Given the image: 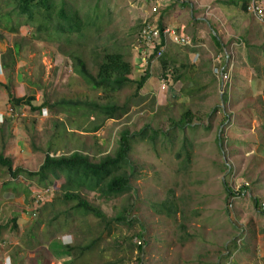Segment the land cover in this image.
I'll use <instances>...</instances> for the list:
<instances>
[{"label":"rangeland","instance_id":"1","mask_svg":"<svg viewBox=\"0 0 264 264\" xmlns=\"http://www.w3.org/2000/svg\"><path fill=\"white\" fill-rule=\"evenodd\" d=\"M70 1H73L76 7H82L84 12L87 8L80 6V2L91 6L95 0ZM152 1L154 0H102L99 10L104 11V19H112L111 26L109 25L110 28L104 31L107 35H102V38L101 35H94L97 33L96 28L91 29L90 43L96 39L98 43L102 40V43L99 44L95 53L91 49L85 53L86 56L94 59L96 54L101 53L102 47L109 51L125 53L126 59L133 64L131 77L135 81L149 72V77L140 90V97H134L136 83L126 86L116 95L115 101L119 104H123L130 98L128 100L130 109L127 114L121 119L105 120L98 131L92 132L87 130L94 122L91 120L93 117L85 115L90 111L71 107H56L53 112L47 107L34 111L23 102L16 112L15 110L10 112L9 94L7 97L3 95L4 92H1L3 98L0 95V102L6 101L0 105V152L12 158L14 168L19 166L25 170L36 171L44 160L43 151L48 149L50 140L55 141L57 149L61 150L57 154L77 148L93 155L100 151L113 153L119 144V132L123 128L137 132L150 124L153 129L173 131L169 137L158 133L157 140L152 142L151 128H149L146 135L137 136L134 139L131 158L136 171L132 184L136 189L138 188L139 195L137 201L133 198L135 195L131 193L132 197L128 198L127 203L135 204L133 228L142 230L143 236L134 238L133 242L143 245L142 264H226L229 253L233 249L232 246L230 247L229 240L236 239L237 244L241 238L240 216L242 218L243 214L240 210L236 211L235 202L239 198H233L227 202L225 186L228 185L234 189L240 183L239 174L236 173L237 162L234 159L236 149L233 142L240 134L239 130L243 133V128H248L247 126L252 123V120L244 117L245 106L249 100L243 96L246 89L252 88V85L247 83H244V87L239 85L237 98L232 99L230 85L222 88L213 67L216 59L225 49L228 50L232 59L231 50L236 51L243 47L238 39L240 34L233 32L231 34L234 35L225 36L226 46L217 47L214 62H210L206 70L203 67L201 76H190L184 61H182L183 67L180 66L182 62H177L169 72L174 71L175 75L181 76V80L172 82L170 80L168 89L161 93L157 79L158 87L152 90V95H149L146 83L153 77L154 68L146 69L145 63H141L138 32L130 34L129 32L132 26L135 27L140 20L143 21L150 14ZM0 2L7 3L6 10L11 8V0H0ZM109 12L111 15H108ZM25 18L18 19L13 15L12 20L14 23H17V20L25 22ZM39 19L37 17L35 24L19 25L15 33L8 31V35L14 34L10 35L11 39L8 41L0 38V60L1 48L4 51L9 43L11 45L18 43L21 48L15 67L11 70L14 74L13 81H8L9 85L5 84L7 91L14 90V95L24 97L23 100L33 96L35 98L33 102L37 104L42 102V95L55 98L63 94L68 96L83 94L91 98H99L101 93L91 89L83 81L74 70V59L64 53L65 50H74L77 43L84 39L78 38L74 44L63 47V40L52 38L54 34L47 31L48 27L43 28L47 19L40 16ZM40 24H42L41 29H39ZM253 25L259 30H264V24L261 22L253 23ZM1 34L0 30V36ZM252 40L258 46L264 44V37H254ZM184 51L189 52L190 47L185 46ZM220 60L218 59L217 62ZM137 62L140 64L139 67L136 65ZM90 66H95L94 61L90 63ZM156 68H160L159 63ZM32 85L36 89L35 93L30 94L34 91ZM143 89L146 92L144 94L141 93ZM154 98L156 101L153 100ZM151 103H153L154 111L150 108ZM235 107L241 110L236 109L234 112ZM184 109H190L193 112L192 125H196L195 128L172 127L171 119H179ZM7 118H10L8 122ZM56 121H62V123L55 124ZM1 128H3L2 131ZM8 128H12L13 134L7 130ZM16 128H18L17 131ZM32 142L39 149L34 148ZM183 146L190 151L187 159L185 152H181L180 156L177 155ZM182 161L186 166H180ZM5 170L8 171L6 168ZM10 182L17 184L18 196L26 189L31 190L32 194L23 212L26 218L29 217L28 220L25 219L27 221L26 223L24 221V226L27 230L29 226L33 227L38 223L36 226L40 229V231L36 230V236L31 240V244L29 243L30 247L18 256L17 264H107L112 262L139 264L140 254L135 247L133 252L121 253L111 246L115 244L116 235L121 240L126 236L127 231L124 225L118 224L120 227L117 225L110 231H104V224L100 219L84 214L83 211L80 213L71 210L72 214L79 215L76 218V225L70 221L60 220L56 225L50 226L47 220L56 210L49 209L45 212L42 211V207L45 203L51 202L56 192L58 193L57 184L49 187L50 192L46 186L35 180L29 187L30 180L23 174L10 179ZM168 189H173L178 199L182 198L178 200L181 209L179 219H183L185 210L190 221L185 223L188 227L187 233L193 237L185 241L179 238L177 223L171 218L159 216L150 206V201L164 200ZM83 192L90 199V203L99 207L108 218L114 217L120 209V204L124 203L123 200L121 201L123 197L100 200L97 197L98 194L87 190ZM127 195L130 196L128 192ZM246 197L248 194L240 198L247 199ZM11 198L14 200L13 196L7 195L0 198V207L9 205L8 200ZM72 203L66 204V207ZM12 225L15 227L17 224ZM62 225L65 226L60 229ZM100 235V242L92 243L90 249L83 254L80 247ZM53 237L56 238L53 240V248L57 247V241L64 237V240L68 241L67 244L74 246L73 253L76 256L81 255V259L69 262L71 259L67 260L69 258L61 255L66 257L64 260L67 261L45 259L43 262H38L43 255L40 253L42 250L37 251V246L41 243L49 245ZM6 242L9 243V240ZM60 250L67 253L62 248ZM44 252L48 253V251Z\"/></svg>","mask_w":264,"mask_h":264},{"label":"trees","instance_id":"2","mask_svg":"<svg viewBox=\"0 0 264 264\" xmlns=\"http://www.w3.org/2000/svg\"><path fill=\"white\" fill-rule=\"evenodd\" d=\"M101 1L102 0H95L91 6L84 2H80V6H85L87 8V11L84 12L82 7H76L73 1L70 0H11V8L8 10H6L7 3L0 2V27L3 28L7 34L8 31L15 33L19 25L35 24L37 17L39 19L40 16V18L47 19L43 28L44 26L48 27L47 31L54 34V36H51L52 38L63 40V47L64 45L74 44L75 40L78 38L84 39V41L77 43V47L74 50H65L64 53L74 59V70L80 75L83 81L91 89L101 93L100 97L97 99L83 94H76L75 96L63 94L58 95L55 98H51L48 95H42V102L39 104L33 102L35 99L33 96L23 100L24 97H17L13 94L11 95V102H9L15 112L17 108L22 106L23 102L28 104L34 111L43 110L45 107L51 109L52 112L56 107L85 109V111H90L85 113V115L87 117H93V119L90 118L94 121L93 124L89 125V129L87 128V131L92 132L98 131L105 120L121 119L128 113L130 109L128 100L130 98H128L123 104H119L115 101L116 95L126 86L136 83L137 86L134 92V97H140V90L148 79L149 72H146L144 76L135 81L131 77L133 64L130 60L126 59L125 53L120 51H109L102 47L101 53L96 54L97 56L95 59L85 55L88 49L93 50L95 53L99 44L102 43V40L101 43H98V39L90 43V34H92L90 33L91 29L96 28L97 33L94 35H101L102 38V35H107L104 31L111 26L110 23L112 19H104V11L99 10ZM13 15L18 19L26 17L25 22L17 20V23H14L12 20ZM108 15H111V13L109 12ZM141 26L142 20H140L135 27H131L129 34L131 32L137 33ZM41 28L42 24L39 26V29ZM10 35L14 34L10 33ZM213 37L217 46L222 47L219 37L217 35H214ZM91 46L96 49H93ZM20 52V44L16 43L12 46H8L2 54L3 66L11 67L12 65H15L16 60L14 53L19 55ZM92 61L95 63L94 67L90 66ZM136 65L140 64L137 62ZM146 69H149V67ZM162 69L163 70H160L161 72L165 74L170 73L165 66H162ZM174 73L175 72L173 71V73L170 74L171 76H169V81L171 80V82L173 80L177 81L178 79H181V76H175ZM153 100L156 101L155 98ZM150 108L154 111L153 103L150 104ZM56 114L57 113L55 112V115ZM9 119L10 118H7V122ZM60 123H62V121L55 122V124ZM192 123H194V114L190 109H184L180 113L179 119H171V125L175 128H195L196 125H192ZM149 128H151L150 140L152 142L157 140L156 137L158 133L165 137H169L173 134V131L153 129L150 124H147V126L141 131L137 132H131L129 128H123L119 132V144L113 153H104L100 151L93 155H90L86 150H79L77 148H73L70 151L57 155L61 150L57 149L55 141L50 140L48 142V149L43 151L45 154L44 160L38 170L29 171L19 166L14 168L12 158L5 156L2 152H0V166L5 167L14 178H17L19 174H23L25 175V178L30 180V183L35 180L46 186V189L49 192L51 191L49 187L57 184L59 190H57L58 193L56 192V195L51 202L45 203L42 207V211L45 212L49 209L56 210V212H52L47 220V223L50 224V226L56 225L60 220H65L66 222L70 221L72 224L76 225V218L79 217V215L72 214L70 212L71 210H76L80 213L83 211L84 214L93 215L100 219L104 224V231H110L111 228L117 227L118 224L124 225L127 231L126 236L121 240L120 237L116 235L115 244L111 246L117 252L121 253L126 251L133 252L135 247L140 254L138 257V263L142 264V255L144 252L143 245L142 243L136 244L133 240L134 238H142L143 231L133 228L135 221L133 218V209L135 204L132 202L127 203V200L129 197H132L131 193L135 195L133 196L135 200L139 195L138 188L136 189L132 184V178L136 171L131 158L134 139L137 136L143 137L146 135V133H148L147 129ZM32 145L34 148L39 149L33 144V142ZM181 152H185L186 159L190 156V151L187 150L185 146L181 148L177 155L180 156ZM180 166H186L184 161L180 163ZM245 187L246 186L242 184L239 189L241 190ZM225 188L227 190V202L235 198L239 193L228 185L225 186ZM246 188L249 189V186ZM84 190L93 194H98L97 197L100 200H111L113 197L117 198L118 196L121 198L123 197L121 201L123 200L124 203L120 204V209L114 217L108 218L99 207L90 203V199L86 196V193L83 192ZM127 192L130 196L127 195ZM31 194L32 192L30 189H26L23 192V195L26 198V203ZM181 199L182 198L178 199L173 189H168L164 200L161 201L160 199H156L150 201V206L159 216L174 220L179 229L178 235L180 240L185 241L189 239V237L192 238L193 235L187 233L188 227L185 222L187 221L189 223L190 221L188 220L185 210L183 211V219L180 220L178 217L181 212L178 200ZM71 202L73 203L69 207H66V204L69 205ZM258 202L259 198H256L255 203L258 204ZM37 224L38 223L35 225ZM70 227L75 226L71 225ZM118 227L120 226L118 225ZM0 228L2 227L0 226ZM180 232H182V234ZM100 239L101 235L94 238L90 243H85L84 246L80 247L83 254L90 249L92 243L100 242ZM229 241L230 247L232 246L234 249L236 246V239ZM226 243H228V241ZM27 245L29 246L30 244L28 243ZM63 249L66 250L67 253L61 252L60 255L69 257L71 259L69 262L81 259V255L77 254L76 256L73 253L75 249L74 246H63ZM22 250L23 249L19 250L16 254L21 253ZM231 253H229V255H231ZM107 264H116V262Z\"/></svg>","mask_w":264,"mask_h":264},{"label":"crops","instance_id":"3","mask_svg":"<svg viewBox=\"0 0 264 264\" xmlns=\"http://www.w3.org/2000/svg\"><path fill=\"white\" fill-rule=\"evenodd\" d=\"M259 1L264 5V0ZM248 4L249 0L161 1L162 6L159 8L158 13L154 15L155 18L160 25L175 27L181 33L188 35L191 40V44L188 45L190 51H184V47L169 42L164 57L158 61L160 68H156L158 64L154 66L153 70L155 73L146 83L149 88L147 89L149 90V95H152V90L158 87L156 81L159 72H161L160 70H163L162 66L170 70L173 69L177 62L182 61L186 64L190 76H201L203 67L206 70L207 65L210 62H214V57L217 54L218 46L213 40V36L217 35L222 47H225V36L233 32L240 34L238 39L243 47L240 50H231L233 57L231 59L232 70L229 87H231V96L234 99L238 95L237 91L239 88L237 87L239 85L240 87H244V83L252 85V88H247L243 94L249 100V103L245 106L244 117L252 120V123L247 126L248 128H243V133L239 130L240 134L233 142L234 149H236L234 152V159L237 162L236 173L239 174L240 180V183L238 180L239 184L233 187L237 190L245 182L250 185L247 199L239 197L235 202L236 211L240 210L243 214L242 218L241 214L239 215L241 238L235 248L232 249L226 264H264V210L261 208V204L264 202V71H256L257 69L264 70V44L258 46L252 40L254 37H264V30L257 29L253 23L261 22L264 24V22L258 20L255 15L248 11ZM0 30L2 31L1 39L6 41L11 39V36L3 28L0 27ZM8 46L12 45L9 43ZM1 50L3 54L6 49L3 51L1 48ZM14 56L17 61L18 55L14 53ZM184 63L182 62L180 66L183 67ZM137 66L139 67V65ZM14 67L15 65L11 67L3 66V71L0 73V78L2 79H0V95L3 98V95L8 97L9 94V100L12 98L11 95L15 94V91L12 89L7 91L5 84L9 85L8 81H13L14 74L11 70ZM172 73L173 71L169 74ZM218 79L220 81V78ZM179 80L181 79L177 81ZM35 89L34 87V91L30 94L35 93ZM1 92H4V94L2 95ZM141 93L144 94L146 92L143 89ZM5 101H1L0 105ZM236 109L240 108L235 107L234 112ZM7 130L13 134L12 128ZM17 130L18 128H16ZM13 178L5 168L0 167V198L5 195L14 197V200L13 198L8 200L9 205L0 207V226L2 227L0 228V243H5V245L3 244L0 247V264H17L18 256L30 247L27 244H31V240L36 236V230L40 231L36 225L33 227L29 226L27 230L25 229L24 221L26 223L29 219L23 213L27 204L26 198L23 195L24 191L21 195H17V184L10 182V179ZM28 186L31 187L30 182ZM256 198H259L258 204L255 203ZM15 223L17 225L14 227L12 224ZM63 226L65 225H62L60 229ZM22 229L23 231H21ZM55 239L54 237L51 238L52 242L49 245L41 243L37 246V251L42 250L40 253L43 255V257L38 259V262H43L45 259L48 261L53 259L70 260L69 257H67L69 259L64 260L66 257H61L60 255L62 252L60 248L63 249L64 246L61 240H56L58 246L53 248V240ZM8 240L9 243H6ZM21 249H23L21 253L16 254ZM44 251H48V253Z\"/></svg>","mask_w":264,"mask_h":264},{"label":"built area","instance_id":"4","mask_svg":"<svg viewBox=\"0 0 264 264\" xmlns=\"http://www.w3.org/2000/svg\"><path fill=\"white\" fill-rule=\"evenodd\" d=\"M161 1L168 0H154L152 1V10L148 16H146L142 21V26L138 31V43L141 53L139 54V60L141 63H145L146 68H154L158 64L160 58L163 57L167 45L169 42L177 46L185 47L191 44V40L185 33H180V31L175 27L160 26L156 15L159 8L162 6ZM248 11L255 15L258 20L264 22V5L259 0H249ZM220 60L217 62V60ZM216 65L213 67L214 73L220 78L221 86L224 89L230 84V73L232 70V61L228 50H224L222 55L216 59ZM169 76L170 74H165L159 72V88L160 92H164L169 87ZM244 185L247 187L249 183L245 182ZM239 189V192L235 197H242L248 193L247 188ZM262 210H264V202L261 204Z\"/></svg>","mask_w":264,"mask_h":264},{"label":"clouds","instance_id":"5","mask_svg":"<svg viewBox=\"0 0 264 264\" xmlns=\"http://www.w3.org/2000/svg\"><path fill=\"white\" fill-rule=\"evenodd\" d=\"M160 60H161V58H160ZM0 73L3 71V56H2V53H1V60H0ZM17 62V61H16ZM2 68V69H1ZM5 86H7V85H5ZM10 102H11V99L9 100ZM9 111L11 112V111H14V109L12 108V106H11V108L9 109ZM57 155H59V154H57ZM14 167V166H13ZM61 242H62V244L64 245V246H67V245H69V246H73V245H71V244H67V242L68 241H65L64 240V237H62L61 238ZM7 243V242H6ZM5 244V243H4ZM3 246V243H0V247H2Z\"/></svg>","mask_w":264,"mask_h":264}]
</instances>
